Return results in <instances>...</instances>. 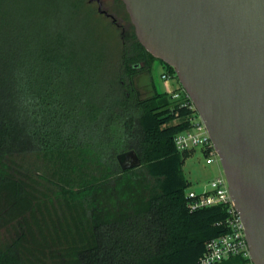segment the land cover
I'll use <instances>...</instances> for the list:
<instances>
[{"label": "trees", "instance_id": "16d2710c", "mask_svg": "<svg viewBox=\"0 0 264 264\" xmlns=\"http://www.w3.org/2000/svg\"><path fill=\"white\" fill-rule=\"evenodd\" d=\"M28 3L0 0V264H199L206 243L230 228L226 207L187 206L183 169L195 150L180 152L174 138L193 111L166 92L142 99L134 83L156 61L174 69L131 24L126 80L109 57L100 87L87 57L47 33ZM128 153L139 163L123 169ZM29 157L59 182L58 207L35 204L21 170Z\"/></svg>", "mask_w": 264, "mask_h": 264}, {"label": "water", "instance_id": "95a60500", "mask_svg": "<svg viewBox=\"0 0 264 264\" xmlns=\"http://www.w3.org/2000/svg\"><path fill=\"white\" fill-rule=\"evenodd\" d=\"M98 2L102 11L101 0ZM140 44L171 66L206 126L264 264V0H122ZM123 169L139 161L119 156Z\"/></svg>", "mask_w": 264, "mask_h": 264}, {"label": "rangeland", "instance_id": "374dc122", "mask_svg": "<svg viewBox=\"0 0 264 264\" xmlns=\"http://www.w3.org/2000/svg\"><path fill=\"white\" fill-rule=\"evenodd\" d=\"M18 2L22 4L29 2L28 7L31 8L33 19L40 22L47 33L56 35L61 32L72 40L73 47L80 51L82 56L87 57L86 66L95 70L100 82L98 86H105L109 74L107 62L109 57L111 69L118 73L122 80H126L122 61L124 54H128L127 34L132 29V23L122 0H103L104 8L116 18L121 28L100 14L98 5L90 3V0H18ZM163 72H167L166 68L161 62L156 61L149 74L144 72L136 79L135 87L142 99L154 92L160 94L165 92L161 78ZM173 77L170 84L181 86L176 74ZM21 165L22 173L31 176L25 180L28 186L36 190L32 193L35 204L45 210L53 206L58 207L59 182L52 176L49 167L44 166V162L36 157H29ZM183 170L186 178L192 183L189 190L199 193L209 188L212 180L224 174L221 162L207 164L206 156L200 148L186 160ZM247 264L253 263L249 261Z\"/></svg>", "mask_w": 264, "mask_h": 264}, {"label": "built area", "instance_id": "2783aa9c", "mask_svg": "<svg viewBox=\"0 0 264 264\" xmlns=\"http://www.w3.org/2000/svg\"><path fill=\"white\" fill-rule=\"evenodd\" d=\"M161 78L165 92L170 96L171 100L180 107H186L193 111L190 116L191 127L178 133L174 138L176 148L180 152L200 148L206 156L207 164L220 161L206 126L196 111L190 96L182 86L179 85L177 88L171 86L170 80L174 79V77L169 73L163 72ZM187 200L190 212L212 206H224L228 209L226 224L229 226L230 231L206 243L205 250L199 258V264H220L224 260L233 257H243L250 260L244 224L235 208L224 174L212 180L209 188L201 193L189 190Z\"/></svg>", "mask_w": 264, "mask_h": 264}, {"label": "flooded vegetation", "instance_id": "af4514ba", "mask_svg": "<svg viewBox=\"0 0 264 264\" xmlns=\"http://www.w3.org/2000/svg\"><path fill=\"white\" fill-rule=\"evenodd\" d=\"M101 2H102V11H103V13H100V12H99V4H98V2L94 1V2H90V3H96V4L98 5V12H99L100 14L104 15L106 18L110 19V20L112 21V23H113L115 26H117L118 28H121V25L117 22L116 18L104 8L103 0H101ZM145 66H146V64H145V63H142V64H141V67H138V66H136V67H137L138 69H140V68L145 67ZM147 71H148V70H147ZM147 71H145V72H147ZM143 74H144V72H143ZM148 74H149V73H148ZM140 75H141V74H140ZM138 77H139V76H138ZM138 77H137V78H138ZM137 78H136V79H137ZM136 79L134 80V83L136 82ZM136 88H137V87H136Z\"/></svg>", "mask_w": 264, "mask_h": 264}, {"label": "crops", "instance_id": "0c3cea01", "mask_svg": "<svg viewBox=\"0 0 264 264\" xmlns=\"http://www.w3.org/2000/svg\"><path fill=\"white\" fill-rule=\"evenodd\" d=\"M171 86L173 87L174 85H171ZM175 86L177 87V85H175ZM175 86L173 88H176Z\"/></svg>", "mask_w": 264, "mask_h": 264}]
</instances>
